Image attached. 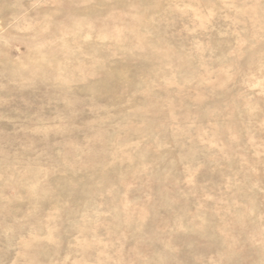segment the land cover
<instances>
[{
  "label": "rangeland",
  "instance_id": "1",
  "mask_svg": "<svg viewBox=\"0 0 264 264\" xmlns=\"http://www.w3.org/2000/svg\"><path fill=\"white\" fill-rule=\"evenodd\" d=\"M0 264H264V0H0Z\"/></svg>",
  "mask_w": 264,
  "mask_h": 264
}]
</instances>
